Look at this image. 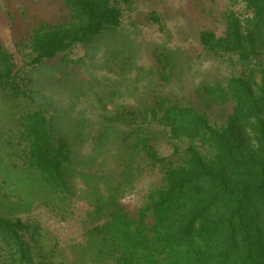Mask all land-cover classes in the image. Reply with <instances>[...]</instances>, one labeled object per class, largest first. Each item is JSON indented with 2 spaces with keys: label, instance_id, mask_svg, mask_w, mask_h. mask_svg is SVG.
<instances>
[{
  "label": "trees",
  "instance_id": "1",
  "mask_svg": "<svg viewBox=\"0 0 264 264\" xmlns=\"http://www.w3.org/2000/svg\"><path fill=\"white\" fill-rule=\"evenodd\" d=\"M56 1L59 19H41L21 36L29 49L23 65L0 41V88L15 107L24 103L7 142L21 169L68 194L76 174L72 149L65 136L54 135L55 118L35 101L24 68L58 57L67 63L73 47L119 27L123 8L121 0ZM229 1L221 33L203 28L198 38L206 53L228 61L231 75L198 85L195 100L155 94L150 104L122 106L114 115L132 125L126 146L161 172L142 205L128 209L113 199L93 226L114 264H264V0ZM155 55L168 80L177 66L174 51ZM213 107L220 117L209 113ZM158 139L170 154L160 152ZM55 252L43 248L37 222L0 213V264H64Z\"/></svg>",
  "mask_w": 264,
  "mask_h": 264
},
{
  "label": "rangeland",
  "instance_id": "2",
  "mask_svg": "<svg viewBox=\"0 0 264 264\" xmlns=\"http://www.w3.org/2000/svg\"><path fill=\"white\" fill-rule=\"evenodd\" d=\"M228 3L121 0L122 23L115 30L73 47L67 63L58 57L24 68L35 101L55 118L54 135L65 136L72 149L76 174L68 194L21 169L23 160L7 142L24 103L15 107L0 88V213L37 222L42 246L56 251L57 262L114 264V252L92 233L93 226L103 221L113 199L128 209L142 205L161 177L157 165L126 146L123 135L132 125L114 115L122 106L130 110L150 104L155 94L195 100L198 85L231 75L228 61L206 53L198 38L203 28L221 33V12ZM59 8L56 0H0V41L15 52L19 65L29 51L21 36L41 19L57 21ZM166 49L177 57L168 80L161 77L155 55ZM209 113L216 118L221 111L213 107ZM150 128L159 131L161 126ZM155 144L163 155L170 154L165 140Z\"/></svg>",
  "mask_w": 264,
  "mask_h": 264
}]
</instances>
